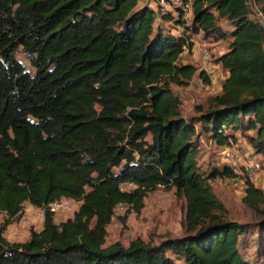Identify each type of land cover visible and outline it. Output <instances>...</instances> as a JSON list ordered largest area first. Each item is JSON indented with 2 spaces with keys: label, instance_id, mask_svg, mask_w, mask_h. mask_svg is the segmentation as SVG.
<instances>
[{
  "label": "trees",
  "instance_id": "16d2710c",
  "mask_svg": "<svg viewBox=\"0 0 264 264\" xmlns=\"http://www.w3.org/2000/svg\"><path fill=\"white\" fill-rule=\"evenodd\" d=\"M251 1L192 0L190 21L180 10L157 24L139 0H0V264H177L172 255L186 264H252L239 249L246 226L224 218L211 184L231 171L201 174L196 139L198 124L220 146L237 142L229 129L240 130L264 159V24ZM253 1L264 14V0ZM196 35L232 38L215 61L228 74L201 114L186 119L172 85L198 73L211 81L181 62ZM161 187L185 201L184 236L106 245L117 205L127 206L126 223ZM63 197L81 204L57 223L48 205ZM263 200L250 182L244 202L259 211ZM27 202L43 209V228L12 242L4 232ZM258 226L264 256V218Z\"/></svg>",
  "mask_w": 264,
  "mask_h": 264
},
{
  "label": "rangeland",
  "instance_id": "374dc122",
  "mask_svg": "<svg viewBox=\"0 0 264 264\" xmlns=\"http://www.w3.org/2000/svg\"><path fill=\"white\" fill-rule=\"evenodd\" d=\"M251 8L255 18L264 24V14L259 11L254 1H251ZM220 24L224 30L230 33L233 26L227 19H221ZM170 31V27H167ZM176 33V31H172ZM196 39L200 42L203 36L196 35ZM232 38L229 36L226 40L215 42L207 41L208 50L212 53L214 60L210 61L208 70L203 69V63L198 60L200 57L194 56L186 52L181 58L182 63H195L199 67V72L207 71V76H212L211 85L208 87L204 77L196 74L188 85H172V89L181 99L182 115L186 119H192L201 114L199 106L207 107L209 98L216 94L219 89V84L226 76V72L222 69L215 68L216 57L222 51H227ZM206 47V48H207ZM18 59L25 65L26 69L32 74L35 73V68L30 63L29 58L23 48H19L16 52ZM202 56V50L201 54ZM207 64V66H208ZM210 78V77H209ZM230 133H236L237 142L232 145L220 146L215 143L208 135L201 134V124L197 125L198 146H199V172L204 175H209L214 171L223 172L229 164L226 159L227 151H238L246 155L251 153L255 155L254 150L248 140L240 130H228ZM254 134V132H251ZM229 149V150H228ZM118 170V169H116ZM211 184L218 199L223 203L224 210L222 215L227 220H236L246 226V232L241 235L239 249L243 257L252 264L264 263L263 248H262V233L259 229V222L264 218V200L260 204L259 211L253 210L244 202L246 192L242 190V186L233 180L228 174L218 175L211 179ZM255 185L264 189V173L259 180L255 181ZM185 201L176 197V189L166 190L161 187L145 198V206L140 214L135 212L127 216L126 223L122 218L126 216L127 208L124 207L117 211L112 223L108 226V236L106 245H110L116 241H121L125 245L136 239L142 238L147 242L159 244L168 238H178L184 236L183 220ZM79 208V207H78ZM78 210V209H77ZM76 210V211H77ZM74 216L71 211H58L55 213V221L60 223L67 218ZM6 219L4 213H0V224H3ZM44 225L43 209L32 206L30 203H25L24 211L21 217L12 221L4 232V236L12 242H24L29 239L31 231L42 230ZM177 264H186L183 259H179L172 255Z\"/></svg>",
  "mask_w": 264,
  "mask_h": 264
},
{
  "label": "built area",
  "instance_id": "2783aa9c",
  "mask_svg": "<svg viewBox=\"0 0 264 264\" xmlns=\"http://www.w3.org/2000/svg\"><path fill=\"white\" fill-rule=\"evenodd\" d=\"M141 6H148L151 8L156 16L157 22L159 23L163 17L172 15L174 18L178 17V11H182L183 18L187 21H190V16L192 15V0H139ZM170 25L174 26V21L171 20ZM182 26L174 29L176 33L180 34L182 32ZM188 52V48H186ZM212 53L208 48H202V58H203V69L206 70L207 64L213 60ZM207 72V71H206ZM208 87L211 85L207 83ZM229 150V149H228ZM256 155V154H255ZM226 159L229 164V170L231 171V178L236 180L238 184L242 186V190L246 192L249 187L250 182L255 184L256 180H259L262 173H264V159L260 155H252L248 153L243 155L238 151H227ZM133 183H125L123 188L129 189L132 188ZM81 201L76 200L71 197H63L59 200L53 201L48 205L50 211L56 213L58 211H71L75 213L78 207L80 206ZM124 207L127 208L124 204H118L116 207V213Z\"/></svg>",
  "mask_w": 264,
  "mask_h": 264
},
{
  "label": "crops",
  "instance_id": "0c3cea01",
  "mask_svg": "<svg viewBox=\"0 0 264 264\" xmlns=\"http://www.w3.org/2000/svg\"><path fill=\"white\" fill-rule=\"evenodd\" d=\"M191 18H192V15L190 16V20H191ZM157 24H158V22H157ZM161 24V23H160ZM176 28H179V26H175ZM199 36H201V35H199ZM193 41H194V48H193V53H194V56H196V57H200V58H198V60H200L201 62L203 61V58H202V56H200V54H201V50H202V48L203 47H207L208 45H207V41L206 40H202V42H200L199 41V39H196V37H194L193 38ZM208 48V47H207ZM187 51H185L184 53H186ZM224 53V51H222V52H220V54L219 55H221V54H223ZM215 65V68H218V69H222V67H221V65L220 64H218V63H216V64H214ZM208 67H209V64H208V66L206 67V70H208ZM223 70V69H222ZM226 72V76H227V71H225ZM226 76H225V78H226ZM210 77V80H212L211 78H213L212 76H209ZM224 78V79H225ZM223 79V80H224ZM222 80V81H223ZM221 88H222V82H221V84H219V89H218V91H217V93L218 92H220L221 91Z\"/></svg>",
  "mask_w": 264,
  "mask_h": 264
}]
</instances>
